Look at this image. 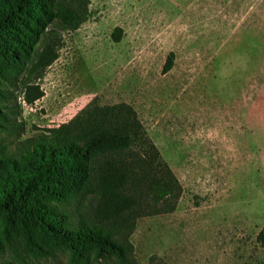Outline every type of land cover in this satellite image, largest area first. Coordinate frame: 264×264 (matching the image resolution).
<instances>
[{
  "label": "rangeland",
  "instance_id": "obj_1",
  "mask_svg": "<svg viewBox=\"0 0 264 264\" xmlns=\"http://www.w3.org/2000/svg\"><path fill=\"white\" fill-rule=\"evenodd\" d=\"M89 9L62 31L40 99L29 104L4 84L21 108L2 105L0 143L11 153L95 97L127 102L181 184L178 198L136 219L132 264H264V0H90ZM93 203L81 207L88 216ZM69 259L66 248L44 258L0 251L13 264Z\"/></svg>",
  "mask_w": 264,
  "mask_h": 264
},
{
  "label": "trees",
  "instance_id": "obj_2",
  "mask_svg": "<svg viewBox=\"0 0 264 264\" xmlns=\"http://www.w3.org/2000/svg\"><path fill=\"white\" fill-rule=\"evenodd\" d=\"M89 5L90 0H0V122L7 120L6 101L13 98L16 111L21 108L4 84L22 90L29 104L40 99L39 81L59 57L62 31L78 29ZM180 193V182L136 109L95 97L67 122L20 140L11 153L0 143V251L21 248L44 258L66 248L69 264L111 257L132 264L129 235L136 219L157 213L159 202ZM87 199L95 202L89 216L81 210ZM257 240L264 248V227Z\"/></svg>",
  "mask_w": 264,
  "mask_h": 264
}]
</instances>
